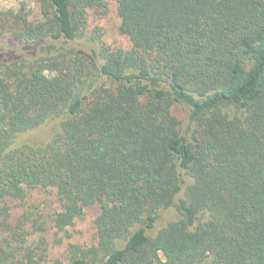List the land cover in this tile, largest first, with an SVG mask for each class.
Here are the masks:
<instances>
[{
	"label": "trees",
	"instance_id": "1",
	"mask_svg": "<svg viewBox=\"0 0 264 264\" xmlns=\"http://www.w3.org/2000/svg\"><path fill=\"white\" fill-rule=\"evenodd\" d=\"M36 2L0 10V264H41L36 189L60 230L101 205L68 264H264V0ZM110 2L129 49L87 35Z\"/></svg>",
	"mask_w": 264,
	"mask_h": 264
},
{
	"label": "rangeland",
	"instance_id": "2",
	"mask_svg": "<svg viewBox=\"0 0 264 264\" xmlns=\"http://www.w3.org/2000/svg\"><path fill=\"white\" fill-rule=\"evenodd\" d=\"M20 2H27L36 15L39 7L36 0H0V10L16 8ZM121 19L118 17L116 5L110 2V11L101 15L93 11L89 16L87 35L90 37L100 30L105 44L114 48L129 49L131 42L121 34ZM174 113L185 123H188L189 109L176 107ZM47 134L46 129L34 134V141H42ZM12 209L11 225L14 232L26 231L28 242L36 250L37 259L41 264H68L73 246L91 247L97 245L98 236L95 221L101 213V205L84 209V214L73 225L64 230L55 226L54 220L60 212L55 189L29 190L24 201H10ZM173 215L172 212L163 213L160 223L164 225ZM16 244V243H15Z\"/></svg>",
	"mask_w": 264,
	"mask_h": 264
}]
</instances>
